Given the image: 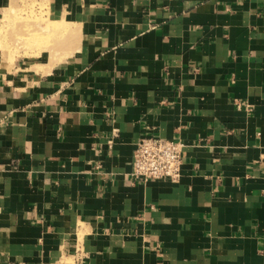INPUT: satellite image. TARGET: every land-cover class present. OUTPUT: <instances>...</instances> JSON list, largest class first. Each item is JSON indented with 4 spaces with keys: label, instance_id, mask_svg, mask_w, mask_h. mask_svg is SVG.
<instances>
[{
    "label": "crops",
    "instance_id": "1",
    "mask_svg": "<svg viewBox=\"0 0 264 264\" xmlns=\"http://www.w3.org/2000/svg\"><path fill=\"white\" fill-rule=\"evenodd\" d=\"M49 1L75 52L0 56V264H264V0Z\"/></svg>",
    "mask_w": 264,
    "mask_h": 264
},
{
    "label": "rangeland",
    "instance_id": "2",
    "mask_svg": "<svg viewBox=\"0 0 264 264\" xmlns=\"http://www.w3.org/2000/svg\"><path fill=\"white\" fill-rule=\"evenodd\" d=\"M59 15L49 0H5L0 8V56L9 61L66 59L79 39L71 17Z\"/></svg>",
    "mask_w": 264,
    "mask_h": 264
},
{
    "label": "built area",
    "instance_id": "3",
    "mask_svg": "<svg viewBox=\"0 0 264 264\" xmlns=\"http://www.w3.org/2000/svg\"><path fill=\"white\" fill-rule=\"evenodd\" d=\"M183 143L156 135H142L137 142L131 175L135 181H178L183 163Z\"/></svg>",
    "mask_w": 264,
    "mask_h": 264
}]
</instances>
